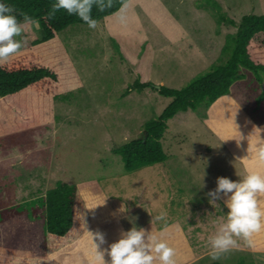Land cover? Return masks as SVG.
Segmentation results:
<instances>
[{
	"label": "rangeland",
	"instance_id": "rangeland-1",
	"mask_svg": "<svg viewBox=\"0 0 264 264\" xmlns=\"http://www.w3.org/2000/svg\"><path fill=\"white\" fill-rule=\"evenodd\" d=\"M215 4L236 23L244 15H264V0H129L95 28L71 26L50 43L30 46L37 38L33 25L17 37L23 47L9 60L36 54L58 73L60 86L53 98L14 103L0 116V209L67 181L77 188L88 226L55 247L56 260L50 262L40 227L35 226L40 237L35 239L34 226L28 236L14 233L24 226L20 219L1 224L0 264H92L88 233L104 234L106 242L98 248L103 251L132 227L168 243L176 264H264V233L250 246L239 241L219 259L209 255L208 240L228 210L223 194L212 202L207 193L218 177L236 181L245 175L239 159L247 156L248 142H256L253 128H261L241 107L243 95L236 88L167 122L161 140L165 162L126 173L112 153L141 138L143 125L170 103L157 86L181 89L216 62L235 28L217 24ZM247 79L264 101V75L250 73ZM135 80L155 89L123 96ZM236 131L244 137L239 147ZM161 213L164 220L151 223Z\"/></svg>",
	"mask_w": 264,
	"mask_h": 264
},
{
	"label": "trees",
	"instance_id": "trees-1",
	"mask_svg": "<svg viewBox=\"0 0 264 264\" xmlns=\"http://www.w3.org/2000/svg\"><path fill=\"white\" fill-rule=\"evenodd\" d=\"M128 1L110 0L109 7V0H103V10L94 5L91 16L99 22L117 13ZM0 3L13 7V15L21 22V13L39 22L37 38L30 43L31 47L57 40L60 33L71 26H88L76 15H69L64 10L56 12L49 19L55 0H0ZM215 7L218 10L217 24L226 22L235 28V32L225 36L218 59L206 72L196 75L181 89L160 86L156 90L160 96L170 98V103L157 117L143 125L146 135L143 133L141 138L128 141L112 150L114 155L120 157L124 172L132 173L165 162L167 156L161 140L167 129V122L178 113L197 111L202 104L210 106L230 93L232 88L242 93L240 105L249 114L250 119L258 126L264 125L263 96L250 87L251 80L244 82L246 74L264 75V15H244L236 23L226 18L218 5L215 4ZM31 26H27L23 33L31 31ZM57 74L52 68L45 66L34 53L20 55L0 66V116L2 113H9L14 103L26 100V104L34 105L39 99L53 98L60 86ZM258 78L257 80L261 81L260 77ZM248 87L252 91H246ZM146 88L155 89L151 83L135 80L123 96L132 90L141 92ZM4 109L6 112L2 111ZM79 199L75 185L67 181L56 182L41 197L0 209V225L11 224L20 219L24 226L21 225L18 228L20 231L14 233L28 236V231L34 226L31 236L35 239H40L37 235L38 229H35L40 227L45 255L48 256L56 250L55 247L67 245L86 230V212L82 209ZM8 247L12 248V245ZM210 264L220 263L216 261Z\"/></svg>",
	"mask_w": 264,
	"mask_h": 264
},
{
	"label": "clouds",
	"instance_id": "clouds-1",
	"mask_svg": "<svg viewBox=\"0 0 264 264\" xmlns=\"http://www.w3.org/2000/svg\"><path fill=\"white\" fill-rule=\"evenodd\" d=\"M99 10L105 7L103 0H55L48 18L56 12L64 10L69 15H76L89 28H95L97 22L92 18L93 6ZM107 6H111L110 0ZM15 9L0 3V66L9 58L18 54L23 47V40H18L27 26L39 28V22L27 14L21 13L22 22L13 15ZM256 142L249 144L247 156L240 158L245 167V175L232 181L226 177H218L216 188L207 195L211 201L219 199L223 194L227 214L219 224L217 231L208 240L209 255L213 260L224 253L238 248L239 241L251 245L253 237L264 233V129L254 127ZM237 132V131H236ZM237 146L244 139L238 132ZM253 135L252 133L246 138ZM100 206V205H97ZM96 206V207H97ZM123 208V206H122ZM164 213L152 218V222L165 218ZM94 252L92 264H176L175 250L151 231L136 227L122 231L120 238L110 244L107 249L98 251L105 241L102 232L88 233ZM97 243H93V241ZM107 256V260H105ZM56 260V254H49V261Z\"/></svg>",
	"mask_w": 264,
	"mask_h": 264
},
{
	"label": "crops",
	"instance_id": "crops-1",
	"mask_svg": "<svg viewBox=\"0 0 264 264\" xmlns=\"http://www.w3.org/2000/svg\"><path fill=\"white\" fill-rule=\"evenodd\" d=\"M222 98V97H221ZM220 100V99H219ZM216 103V102H215ZM261 129H264V125L261 126ZM261 138L264 139V132L261 133ZM258 250V249H256ZM260 252H263L262 250H258Z\"/></svg>",
	"mask_w": 264,
	"mask_h": 264
},
{
	"label": "water",
	"instance_id": "water-1",
	"mask_svg": "<svg viewBox=\"0 0 264 264\" xmlns=\"http://www.w3.org/2000/svg\"><path fill=\"white\" fill-rule=\"evenodd\" d=\"M157 88H159V87L157 86ZM145 135H146V133H145Z\"/></svg>",
	"mask_w": 264,
	"mask_h": 264
}]
</instances>
